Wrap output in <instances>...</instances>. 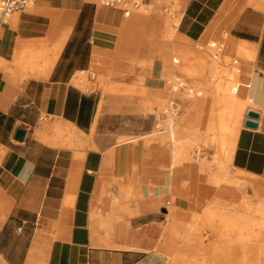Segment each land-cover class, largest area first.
Masks as SVG:
<instances>
[{
  "label": "crops",
  "instance_id": "1",
  "mask_svg": "<svg viewBox=\"0 0 264 264\" xmlns=\"http://www.w3.org/2000/svg\"><path fill=\"white\" fill-rule=\"evenodd\" d=\"M32 3L0 28V264H169L178 248L165 235L170 151L150 137L118 144L117 132L104 131L99 92L74 81L106 57L113 65L98 76L102 93L120 89L109 75L118 78V55L131 54L144 18L94 0ZM174 18L159 19L162 35L147 53H158L166 76L175 71V48L182 74L192 75L187 62L197 78L232 70L244 112L260 118L257 128L238 131L231 166L264 178V0H184ZM210 39H223L224 50L205 53L200 46ZM234 55L247 62L242 75ZM119 60L122 70L133 67Z\"/></svg>",
  "mask_w": 264,
  "mask_h": 264
},
{
  "label": "bare ground",
  "instance_id": "2",
  "mask_svg": "<svg viewBox=\"0 0 264 264\" xmlns=\"http://www.w3.org/2000/svg\"><path fill=\"white\" fill-rule=\"evenodd\" d=\"M178 22V18L171 21L173 27L170 29L168 36L175 32ZM214 40H209L210 45H214ZM210 45L200 47L205 53L210 54L212 53L209 48L211 47ZM174 50L178 54V59L176 58L174 61L175 71L180 73L181 70H184V63L179 62V48ZM192 53L195 52L192 51ZM197 53L200 54L201 51ZM197 69L193 66L190 69L188 66L187 71H191L193 74L199 72V68ZM218 72L215 71L216 76L214 75V82H216L214 92L218 94L210 96H213L216 102L223 99L227 102L231 101L232 106H229L230 104H226V106L229 111L233 112V118L227 122L231 126L224 128V135L219 138H213V141L218 144L219 154L231 162L234 139L245 121L244 118L241 119L239 117L240 109L246 101L240 99L242 92L236 88V82L231 75L232 70L224 67ZM83 75V72H78L74 79L75 83L80 87L85 85ZM180 77L177 73L173 74L171 81L169 80L170 86L167 85L166 87L171 89L172 98L167 102L165 101L166 103H163L164 100L160 99L156 105L158 107H149L150 113H154L157 118L161 119L156 127L165 123L167 124L165 128L168 130V137L166 135L155 137L154 135L159 134V131L155 130L156 133L154 132L150 138L153 141H157V138L158 141L170 146L171 166L177 167L178 172L184 171L185 180L193 183L189 191L183 194L180 185L175 180V173L170 174L168 189L171 197L174 202L176 198L187 201V208L192 213L195 223L185 226L186 229L183 230L184 225L182 223L175 220L168 222V227L165 228V235L178 246L176 251L169 256V264H264V198L259 201L258 207L252 211L247 196H245L246 193L244 194L243 192L244 188L250 186L256 196H262L264 195V183L260 178L240 171L229 174L228 169H226L227 165L222 162L219 166L220 175L206 173L203 168H199L195 164L198 155L197 141L187 140L185 137L184 134L187 131L183 123L185 115L183 111L180 115H177L179 113L177 106L179 105V100L199 96L202 91L199 89L195 90L192 87L189 91L179 93L181 91L175 89L173 83ZM223 82H226L228 86L221 87ZM173 103H175L174 106L172 105ZM200 106L201 104H195L190 109L192 123L194 122L193 118L200 112ZM160 108L161 110L159 111ZM215 129L216 127L210 126L207 131ZM136 139L138 138H134V140ZM224 176H229L228 184L225 186L221 184V177ZM212 198H214L213 201ZM209 202L217 204V210L212 211L209 208ZM166 209V216L173 218L177 205L174 203L172 206H166ZM252 213L259 214L261 219H251L250 214ZM211 233L216 238V245L207 246L204 243V239ZM183 243L190 244L194 249L186 252L181 248L184 245ZM197 243L202 247L201 250L195 248Z\"/></svg>",
  "mask_w": 264,
  "mask_h": 264
},
{
  "label": "rangeland",
  "instance_id": "3",
  "mask_svg": "<svg viewBox=\"0 0 264 264\" xmlns=\"http://www.w3.org/2000/svg\"><path fill=\"white\" fill-rule=\"evenodd\" d=\"M94 2L100 3V0H94ZM163 2L164 3L162 4L158 3L156 0H152L148 6H144L142 4L138 9H132L130 15L128 16V19H135L137 22H139L141 18H144L145 21L136 25V34L133 37V46L131 48L132 50L130 51L132 55L129 54L127 56L126 53H123L122 57L121 54L118 55V78L112 76L111 74L109 75V83L117 85L119 84L120 89L106 94L102 93V86L98 76L100 73L105 74L109 71H112L113 65V63H110L106 60V57H103V61L101 60L98 62V69H91L83 75L85 79V85L81 87V89L86 90L87 88H90L91 90H97L99 92L100 102L103 104L102 112L104 115V131L107 134L117 132L118 144L121 141L128 139H147L151 137L155 130L159 131V134L157 133L154 135L155 137L158 138L161 135H166V137H168V130L165 128L167 124L164 123V125L156 127L157 123H160L161 119L157 118L154 113H150L151 111L149 110V107H158L156 105L160 99L164 100L163 103H166L170 98H172L171 89H167L166 87L167 85L170 86L171 83L169 84V80L173 77L172 75L177 73L178 76H181V79H184L188 82L190 87H193L195 90L199 89L202 91L199 96L186 98V100H179V105H176L179 110L177 115H180L182 111L185 115L183 120L184 127L187 130L184 134L185 137L187 140L191 139L197 141L198 155L195 164L198 165L199 168H203L206 173H215L220 175L219 166L222 162L223 164L227 165L226 169H228V173L233 174L236 172V170L232 169L231 162L228 161L226 157L219 154L218 144L213 141V138H219L224 135V128L231 126V124H227V122L233 118V112L229 111L228 107L226 106V104H230L229 106H232V102H227L225 99L216 102L213 98L215 94H218L214 92L216 89V82L213 81L215 71L218 72L221 70L218 68H210V70H212L211 73L209 70H207L203 77H200L197 74L198 78L196 77L195 73L192 75H187L176 71H172L170 76H166L165 69L163 67V61L161 57L158 56V53L154 51H150L149 54L147 53V48L150 50L152 49L151 47L153 40L161 37L162 26L165 25L166 18L178 17L183 11L184 0H181L180 4H177L176 0H163ZM163 6H167L168 11L164 12ZM34 9L35 5L32 3V5L29 7V10L33 11ZM159 19H165V21L162 20V24L160 25L158 22ZM175 19L177 20V18H174L173 20ZM169 32L166 34V38L168 40H172L174 33L172 31L173 34L168 36ZM222 37L226 36L223 35ZM214 42L216 43H214L212 47H209L210 50L214 53H221L224 50V47L219 49L220 45L218 42L224 44L223 39ZM121 58L124 60L123 62H129L128 64L133 65V67L122 70L119 60ZM176 58L178 59V54L175 52V50H172V61L174 62ZM236 58L239 59V63H235ZM232 63H234V66H237L241 70L238 73L242 75L247 62L240 56L234 55L232 58ZM192 64V62H187L188 66ZM210 85L213 86V92L211 94L207 93L205 90V88L210 87ZM183 90L185 91V89H182L179 93H183ZM212 94L213 96H210ZM195 104H201V106L200 112L193 118L194 122L192 123L190 109ZM245 106L246 105H243L240 109L239 117L241 119L244 118L246 113L244 112ZM160 110L161 108L159 111ZM210 126H214L216 129L207 131L208 127ZM194 129L197 130L194 131ZM95 132L96 130H93L92 134H95ZM157 138V141H153L152 138L150 139H152V143L167 147L171 153L170 146L165 145L164 142L158 141ZM120 144H122V142ZM94 145L95 142L91 144V147ZM177 170V167L174 168L171 166V173H175V180L180 185L183 194H185V192L189 191V189L193 186V183H189L185 180L184 171L178 172ZM221 178V184L224 186L227 185L229 176H224ZM260 179L264 183V178L261 177ZM243 192L244 194L246 193L245 196H247V200L252 211L258 207L259 201L264 198V195L256 196L250 186L244 188ZM213 199L214 198H212V201ZM167 201H170L168 205L166 204ZM178 201L182 202V207ZM174 203L177 205V209L173 218H168L166 216V227H168V222L170 220H175L182 223L184 225L183 230L186 229L185 226L195 223L192 213L187 208V201L181 198H176L174 202L171 195L170 197L163 199V205L165 206H172ZM217 207L218 205L214 202H209V208L212 211L217 210ZM182 213L183 215H181ZM250 216L251 219H261L259 214L252 213ZM204 241L207 246L216 245V238L212 233L209 234L204 239ZM183 244L184 245H182L181 248H183L186 252L194 249V247L190 244ZM195 246L197 250H201L202 248L199 243H197Z\"/></svg>",
  "mask_w": 264,
  "mask_h": 264
},
{
  "label": "built area",
  "instance_id": "4",
  "mask_svg": "<svg viewBox=\"0 0 264 264\" xmlns=\"http://www.w3.org/2000/svg\"><path fill=\"white\" fill-rule=\"evenodd\" d=\"M158 3H164L163 0H156ZM103 5L111 7H120L123 10L124 15L129 16L132 9H138L142 4L143 0H100ZM32 5V0H0V28L9 17L17 11H23ZM163 11H168L167 6H163ZM236 62V61H235ZM174 84L175 89H185L189 91L190 87L188 82L184 79L178 78ZM183 90V92H185ZM173 106L175 103L172 104ZM171 106V105H169Z\"/></svg>",
  "mask_w": 264,
  "mask_h": 264
},
{
  "label": "water",
  "instance_id": "5",
  "mask_svg": "<svg viewBox=\"0 0 264 264\" xmlns=\"http://www.w3.org/2000/svg\"><path fill=\"white\" fill-rule=\"evenodd\" d=\"M259 118H260V112L254 109H248L245 115L244 126L253 129L257 128ZM23 135H24V130L18 129L16 132V139L19 140L22 139Z\"/></svg>",
  "mask_w": 264,
  "mask_h": 264
}]
</instances>
